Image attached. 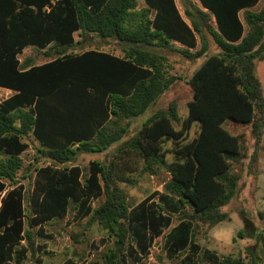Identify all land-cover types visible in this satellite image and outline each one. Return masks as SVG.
I'll list each match as a JSON object with an SVG mask.
<instances>
[{
  "label": "trees",
  "instance_id": "obj_1",
  "mask_svg": "<svg viewBox=\"0 0 264 264\" xmlns=\"http://www.w3.org/2000/svg\"><path fill=\"white\" fill-rule=\"evenodd\" d=\"M143 1L146 6L139 10L138 0H0V87L14 93L0 103V154L5 156L0 161V264L24 258L26 250L18 247L30 237L25 188L8 190L6 184L22 170L28 135L53 163L36 169L30 197L29 224L39 233L75 204L81 219L90 217V223L114 239L117 249L107 256L109 264H120L124 253L141 262L166 231L169 259L184 255L185 263L193 264L202 254L206 264H258L203 250L195 240V223L213 227L227 219L222 208L238 189L231 162L241 158V146L223 124L252 122L254 101L261 98L255 67L256 60L264 59V10H249L261 0H199L206 11L186 8L191 24L176 0ZM242 12L251 27L248 33ZM212 17L217 30L209 28L210 34L221 53L208 55L193 73L189 83L194 97L182 129H175L179 117L170 105L120 149L146 160L151 171L166 165L164 141L179 142L195 123L200 124L199 137L178 150L183 162L170 166L172 179L162 192L130 207L113 181L111 166L93 161L84 177L80 166L67 163L78 151L100 153L119 143L127 131L119 120L141 116L169 87L164 57L148 47L177 42L186 49L200 46L196 56L206 55L209 46L200 36L201 21ZM77 34L113 39L122 55L99 49L69 52L81 43ZM29 48L54 58L43 64L22 60ZM103 196L104 202L93 208L92 202ZM187 207L191 213L185 212Z\"/></svg>",
  "mask_w": 264,
  "mask_h": 264
},
{
  "label": "rangeland",
  "instance_id": "obj_2",
  "mask_svg": "<svg viewBox=\"0 0 264 264\" xmlns=\"http://www.w3.org/2000/svg\"><path fill=\"white\" fill-rule=\"evenodd\" d=\"M180 11L185 17L186 8L204 10L198 0H177ZM143 0H138V9L145 8ZM264 10V0L251 9L253 13ZM206 11V10H204ZM245 13L241 18L245 23L246 33L251 27L245 22ZM150 18H153L151 14ZM191 24V21L187 19ZM203 31L200 36H205L208 42V53L201 57L196 56L200 46L196 49H186L178 43H171L167 47L154 45L148 47L164 57V70L171 81L169 87L141 116L128 120L120 119L119 126L126 127L127 131L119 143L100 153H85L78 151L74 160L69 165H78L83 169L84 177L88 176L90 163L98 161L107 168L111 166L113 181L125 193L130 207L137 206L145 198L155 192H162L164 186L172 179L170 166L174 162H183L182 156L177 152L182 147L191 144L200 134V124L195 123L189 132L179 142L164 141L163 153L165 166H154L148 169L147 161L137 156L132 151L121 150L124 143L130 142L143 129L144 125L157 113L168 111L170 105H175L179 117L174 122L177 130L182 129V124L189 113V104L193 101L194 89L189 81L193 73L204 63L208 55H219L221 49L214 42L210 29H216L214 18L201 21ZM78 43L69 51L82 53L89 49H99L116 55H122L121 49L113 39H104L97 35L83 38L76 35ZM200 41V38H199ZM200 44V42H199ZM184 50H189L187 55ZM46 51L36 48L25 49L20 57L22 60L32 59L34 64H43L54 58L46 56ZM264 55V50H263ZM256 74L261 82V98L254 101L255 116L247 124L227 120L223 128L231 135L236 136L241 146V158L231 162V174L238 178V189L232 200L222 208L228 218L211 226L199 220L195 223V240L203 250H210L220 257H232L250 262L255 259L258 264H264V59L256 60ZM1 103V100H0ZM24 142L29 146L21 155L22 170L18 172L14 182L6 180L7 189L23 185L25 188L26 231L30 237L25 240L18 250H26L24 258L16 256L9 264H109L107 256L115 251L114 239L109 237L107 231L97 223H90V217L81 219L77 207L71 204L66 216L57 218L43 226V233L38 227H31L29 220L32 216L30 197L34 188L36 169L52 166V161L46 154L39 152L40 145L32 135L25 137ZM5 156L0 154V161ZM61 167V166H60ZM105 196L93 201V208L99 207ZM186 213H191V208H185ZM178 222L174 218V225ZM157 239L150 250L148 257L141 262L129 258L128 253L120 256L124 258L120 264H187L184 255L176 259H169L164 250L165 235ZM118 260V259H117ZM193 264H206L203 255L194 258Z\"/></svg>",
  "mask_w": 264,
  "mask_h": 264
},
{
  "label": "crops",
  "instance_id": "obj_3",
  "mask_svg": "<svg viewBox=\"0 0 264 264\" xmlns=\"http://www.w3.org/2000/svg\"><path fill=\"white\" fill-rule=\"evenodd\" d=\"M199 1V0H198ZM176 3H177V6H178V9H179V11H180V7H179V4H178V2H177V0H176ZM249 10H251V9H249ZM180 14H181V16L183 17V19L187 22V20L185 19V17L183 16V14H182V12L180 11ZM152 15H153V17H154V13H152ZM188 23V22H187ZM189 24V23H188ZM174 43H177V42H174ZM179 44V43H178ZM181 45V44H180ZM102 51V50H101ZM70 52V51H69ZM104 52H106V51H104ZM14 93H13V91H11V90H9V89H5V88H1L0 87V100H1V102H3V101H5V100H7L8 98H10L12 95H13Z\"/></svg>",
  "mask_w": 264,
  "mask_h": 264
}]
</instances>
